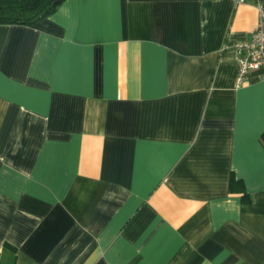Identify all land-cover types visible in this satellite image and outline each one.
<instances>
[{"label": "crops", "instance_id": "0c3cea01", "mask_svg": "<svg viewBox=\"0 0 264 264\" xmlns=\"http://www.w3.org/2000/svg\"><path fill=\"white\" fill-rule=\"evenodd\" d=\"M260 2L0 24V264H264V69L235 86L234 50Z\"/></svg>", "mask_w": 264, "mask_h": 264}, {"label": "trees", "instance_id": "16d2710c", "mask_svg": "<svg viewBox=\"0 0 264 264\" xmlns=\"http://www.w3.org/2000/svg\"><path fill=\"white\" fill-rule=\"evenodd\" d=\"M63 0H0V24L31 25L53 13ZM264 138V133H262ZM241 185L239 180L231 179V188ZM244 196L248 198L247 194ZM3 251L9 252L10 264L15 262L16 248L5 242Z\"/></svg>", "mask_w": 264, "mask_h": 264}, {"label": "built area", "instance_id": "2783aa9c", "mask_svg": "<svg viewBox=\"0 0 264 264\" xmlns=\"http://www.w3.org/2000/svg\"><path fill=\"white\" fill-rule=\"evenodd\" d=\"M234 50L237 62L235 86H240L247 82L251 71L264 69V2L257 4V23L253 32L247 39L237 42Z\"/></svg>", "mask_w": 264, "mask_h": 264}]
</instances>
